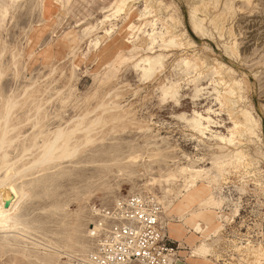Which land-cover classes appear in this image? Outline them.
I'll list each match as a JSON object with an SVG mask.
<instances>
[{
  "label": "rangeland",
  "instance_id": "obj_1",
  "mask_svg": "<svg viewBox=\"0 0 264 264\" xmlns=\"http://www.w3.org/2000/svg\"><path fill=\"white\" fill-rule=\"evenodd\" d=\"M73 1L76 5L64 4L59 9L66 21L58 25L46 0H0V115L8 99L17 104L9 118L10 128L16 127L10 137L19 136L21 143L32 134L35 105H41L39 117L46 121L41 125L48 137L51 135L50 140L56 131L79 124L85 111L91 113L83 121H95L90 135L80 137L83 147L66 151L46 172L33 177L37 182L22 210L29 226L23 235L31 239L15 238L12 233L5 238L0 235V264H81V256L90 246L87 235L95 220L93 210L102 215L111 211L107 208L116 200L134 195L153 199L158 208L163 203L170 209L188 191L192 176L195 186H208L210 203L192 211L207 227L204 244L210 250L204 259L209 263L190 258L191 247L198 244L201 234L187 228L191 220L184 221L189 216L182 219L162 210L160 222L169 247L176 244L178 248L174 259L180 264H221L217 256L228 258L227 247L234 239L264 244V194L233 177L227 185L221 181V173L234 165L236 156L234 145L223 141L229 138L231 125L215 102L221 88L215 86L216 77L211 73L197 77L185 70L182 55L186 53L182 51H148L146 29L128 45L126 54L133 59L122 54L117 56L120 59L97 67L95 58L86 57L113 37H123L126 21L115 23L112 34L101 40L108 29V23H101L109 15L102 13L106 4ZM160 1L178 19L180 29L193 40L197 38L186 22V0ZM217 1L228 15L226 24L236 26L240 59L226 56L223 40L216 36L217 45L212 34L201 38L212 50L211 57L243 84L242 106L253 117L257 133L248 144L249 157L264 177V115L258 110V104H264V0ZM136 7L137 11L142 9L140 4ZM204 28L210 31L207 24ZM146 58L164 67L151 83L150 75L142 77ZM159 64L151 73L159 70ZM242 75L249 85L243 83ZM107 101L110 104L99 111L94 109ZM32 152L26 162L36 156ZM7 153L14 157L18 151L11 147Z\"/></svg>",
  "mask_w": 264,
  "mask_h": 264
},
{
  "label": "bare ground",
  "instance_id": "obj_2",
  "mask_svg": "<svg viewBox=\"0 0 264 264\" xmlns=\"http://www.w3.org/2000/svg\"><path fill=\"white\" fill-rule=\"evenodd\" d=\"M92 1H98L101 4H106L102 7V13H109V15L104 16L103 20L101 21V23L104 24L108 23V29L104 30L101 40L112 34L113 26L115 25V23L121 21H126V23L123 28V37H113L111 40L103 44L102 49L101 47L95 48V52L90 53V55L86 57L85 60L95 58L96 66L101 68L104 65H107V63L112 59L117 58V56H122V54H125L128 57L127 60L133 59V55L128 56L126 54L128 45H132L135 41L134 37H136L137 34L139 35L145 32V29L147 32L146 35L150 38L148 44L149 46L147 48L148 51L151 52L156 48H161L164 51H171V49H174L175 51L179 50L183 53H186L182 55L184 57L183 67L185 70L193 72L195 75H197V77L202 78L211 73L216 77L215 86L221 87L219 88V93L217 94L215 102L218 105L219 110L224 112L227 117V122L231 125V128L228 130L229 138H227L226 141H223L227 144L234 145V155L236 156L234 165L230 167V169L221 173L222 184H229L231 182L230 177H233L238 182L242 180L244 183H249V185L253 186L254 190L264 194V177L250 160L248 152V144L252 142L253 138L257 137V133L254 128L255 121L253 117L242 106L243 99L241 93L243 92V84L241 85L240 83H237L229 75V70L221 62H218L216 59L211 57L212 50L210 49L208 44H206V42H204V40L201 38L204 34L210 36L212 34L211 38L217 45V43L215 42L216 36L217 39L223 40V43L221 45L226 56L233 59H240L238 54L239 51H237L238 46L235 40L236 34L234 32V28L236 26H234L233 28V25L228 26L229 24H226L228 15L226 14V12L221 10L220 2H215L216 0H186V22H188L190 32L194 33L197 37L193 40L186 34V32L183 31V29H180L178 19L169 12L167 6H165V4H163L160 0ZM46 4L52 7L51 10L49 9V13L51 14V16H54L58 20V25H60L62 21H66L63 18L64 15L60 12L59 9L63 7L64 4H67L68 6L76 5L75 1L73 0H46ZM137 4H140L142 6V9L139 11H137ZM110 17L114 20V23L110 22ZM69 18L72 17L70 16ZM135 23H137L138 25L136 26ZM205 24L208 25L210 30L209 32L204 28ZM56 29H58L57 25ZM111 37L112 36H110L109 38ZM137 39H139V37H136V40ZM97 43L98 40L94 44L95 47L97 46ZM198 50H202L205 55L199 53ZM73 54L74 50L71 51L70 57H73ZM143 61H145V68L142 69V77L147 78L150 75L149 82L151 83L152 81H156L160 77V73L164 70V67L160 65L161 63L159 64V61L151 60L150 58H146ZM156 64H159V70L151 73ZM131 66L135 67L136 62H133ZM73 70V67H71L69 72L70 76L73 75ZM242 81L243 83L247 84V79L244 75H242ZM108 82H110V80ZM22 95L24 96L23 93ZM13 100H11L10 98L5 101L6 103L4 109H2L3 112L0 115V235L5 238L9 233H12V235H14L13 237L15 238L25 237L29 240L31 239L30 237L23 235V233H25V230H27L29 226L28 222H26L23 218L22 210L29 199L31 189L35 187V184L37 182H35V180L32 181L33 177L37 173L46 172L48 166H50L57 158L63 157L66 151L75 149L76 147H83L84 145L82 144V138L80 139V137L83 136V138H86V136L90 135L91 132L89 131V129L93 124H95V121L92 120L91 122H89V120V123L87 122V120L83 121V119H85V117H87L91 113V111H85L83 115L84 118L82 120L78 119L80 122L79 124H76L69 129L67 128L66 130H64V128L62 131L58 129L60 132L58 133V131H56L57 134L53 139L51 138L50 140L49 137H51V135L48 137L49 132L46 131V129H44L41 125V121L43 120L39 117L41 105H35L36 116L33 117V122L30 123L32 129V132L30 131V133L32 134L27 139L26 137L23 138L26 140L19 143V136L10 137V132H12L16 128H14L13 126L12 128H10L9 125V118L11 117L10 114H12L11 111L17 105ZM40 103L41 102L39 101V104ZM60 103H62V101H60ZM107 104H110V102L108 103L107 101V103L99 104L95 106L94 109H96V111H99ZM258 108V110L261 111H259L261 113L260 115H264V104L259 103ZM29 120H31V117ZM42 122L46 123V121ZM76 122L78 123V121ZM86 124L88 125L86 126ZM205 130L208 129L205 128ZM11 147L13 148L15 153L16 151H18L17 155L14 157H11L7 153L8 149H10ZM32 151L36 152V156L31 162H26V160H28V158L26 157L31 155V153H33ZM194 182L195 178L193 176L190 177L188 191H186V193L181 196V199L177 203L172 204L170 209H167L165 205H163V203H161V208H158L156 202L153 199L148 197L147 198L150 200L151 204L156 207L155 209L158 212L157 218H159V220L160 212H162V210H164L165 215L174 213L180 215L182 219L185 218V215L189 216L184 221L186 222L188 220H191V223L187 228L194 229L197 234H201V240L198 242V244L191 247L190 258H203V260H205L204 258L207 257V253L210 250L204 244V241L207 240V237L206 235H204V237L203 233L206 232L205 230H207V227L198 221V216L195 215L192 210L194 207L201 208L202 206H207L210 203V199L208 196V186H195ZM137 196L145 198L141 195ZM126 198L116 200L113 205L107 209L111 211L116 210L120 207L121 201H124ZM5 204H7V207H5ZM95 210H93L95 220L93 222L91 221V230L87 235L90 246L87 252L83 256H81V260L86 264H91V262L89 261V252H91V249H93L97 236H100L103 227L107 223L109 224V212L106 213V211H103L105 213L100 215L97 209ZM24 213L26 214V212ZM227 222H229V220ZM168 231H171V226H169V224ZM246 234L248 235V233ZM223 241H226V239H223ZM230 242L231 245L227 247L230 251L229 257L223 258L221 255L217 256V260L221 262V264H264V244H251L250 241H247L246 239L241 240L240 238L236 240L234 239ZM241 242H245L246 244L243 245ZM204 250H206V254H203ZM173 255L174 250L164 255L163 263L180 264L178 260L173 258ZM234 256H237L239 259ZM205 261L209 263V261Z\"/></svg>",
  "mask_w": 264,
  "mask_h": 264
},
{
  "label": "built area",
  "instance_id": "obj_3",
  "mask_svg": "<svg viewBox=\"0 0 264 264\" xmlns=\"http://www.w3.org/2000/svg\"><path fill=\"white\" fill-rule=\"evenodd\" d=\"M155 208L148 198L134 195L109 211V224L89 252L91 264H164L163 256L178 248L169 247Z\"/></svg>",
  "mask_w": 264,
  "mask_h": 264
},
{
  "label": "snow or ice",
  "instance_id": "obj_4",
  "mask_svg": "<svg viewBox=\"0 0 264 264\" xmlns=\"http://www.w3.org/2000/svg\"><path fill=\"white\" fill-rule=\"evenodd\" d=\"M194 254H196V253H194ZM203 254H206V250H204Z\"/></svg>",
  "mask_w": 264,
  "mask_h": 264
},
{
  "label": "water",
  "instance_id": "obj_5",
  "mask_svg": "<svg viewBox=\"0 0 264 264\" xmlns=\"http://www.w3.org/2000/svg\"><path fill=\"white\" fill-rule=\"evenodd\" d=\"M5 207H7V204H5Z\"/></svg>",
  "mask_w": 264,
  "mask_h": 264
}]
</instances>
